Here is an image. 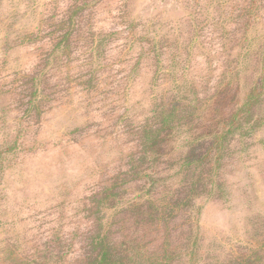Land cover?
Returning <instances> with one entry per match:
<instances>
[{
  "label": "rangeland",
  "instance_id": "1",
  "mask_svg": "<svg viewBox=\"0 0 264 264\" xmlns=\"http://www.w3.org/2000/svg\"><path fill=\"white\" fill-rule=\"evenodd\" d=\"M255 87L251 124L212 143ZM141 128L159 132L143 159ZM11 144L0 264H54L61 237L77 264L106 237L97 217L144 264H264V0H0V151ZM147 199L173 209L166 226H149L147 202L134 213Z\"/></svg>",
  "mask_w": 264,
  "mask_h": 264
},
{
  "label": "trees",
  "instance_id": "2",
  "mask_svg": "<svg viewBox=\"0 0 264 264\" xmlns=\"http://www.w3.org/2000/svg\"><path fill=\"white\" fill-rule=\"evenodd\" d=\"M262 87H255L254 90L250 92V94L245 98L243 103L236 108V110L232 113V115L229 117L227 123H226V130L223 132L216 133L213 138H212V143L218 145V143L221 140H225L229 134H231L234 130H238V128H242L243 124L249 125L252 122V119L254 117L252 110L258 104L259 102V97L261 96L259 93V89ZM248 118V120H246ZM136 134L138 135V140L140 142L141 146V151L140 155L142 156L141 159L144 157L147 158V154L152 153V144L156 141L157 136L159 135V132L156 130H153L151 128L146 129V128H141L138 129ZM15 144H11L7 147H5L4 151H0V156L2 155L1 153L5 152H11L13 148H15ZM15 150V149H13ZM154 174V173H153ZM152 174V175H153ZM124 177L125 174H122ZM156 175V173L154 174ZM148 178H152L151 175H148ZM118 181L119 177H116L112 180L111 182V187L108 188H103L100 193L96 194L97 200H94L93 207L90 209L91 212L94 214H99L100 211H96V206L103 201V202H113V199L118 196L117 194H114V189H118L120 186H118ZM198 188V186L196 187ZM195 188V190H196ZM99 197V198H98ZM150 199H147L143 202L142 206H133L134 207V213L137 210V214L141 217L145 215V212L143 211V207L145 205H148L149 209H151V215L153 217L152 222L150 223L149 226H155L157 221H158V216L162 213L164 215V218L161 217L162 223L164 226L167 225V220L169 217L165 216L167 213H172L173 209H167L164 210V207L159 209L157 207H154ZM188 201L186 200L185 203ZM135 203L133 202L131 205H134ZM168 205L171 206V208H178L180 205L184 204L183 199H176L174 198L173 201H170L167 203ZM96 205V206H95ZM161 206H164L162 204ZM145 208V207H144ZM133 213V214H134ZM160 218V217H159ZM170 220V219H168ZM137 222V220H136ZM135 222V223H136ZM92 223H94V227L90 229L91 232H96V231H102L106 237H103V234L97 233L96 236L92 239V243L89 246V249L87 250L86 254H83L82 257L76 262L77 264H144L143 259L137 260V259H130L127 257V255L123 256L122 251H120V246L118 247L117 244L115 243V240L112 238V240H109L110 232L105 233V229H103L101 223L102 219L99 217L93 219ZM113 226V225H112ZM111 239V238H110ZM67 240L63 237L61 238H56L55 239V256L52 257L53 263L54 264H69L67 262V257L72 255L74 251H72V246L71 244H68L66 242ZM45 260H50L49 258L46 257ZM154 261V260H153ZM152 260H149V264H153Z\"/></svg>",
  "mask_w": 264,
  "mask_h": 264
}]
</instances>
